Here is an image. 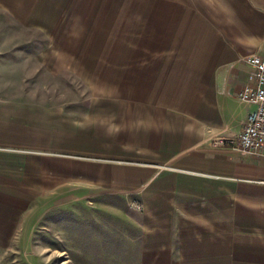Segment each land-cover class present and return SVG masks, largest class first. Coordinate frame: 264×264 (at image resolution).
<instances>
[{
	"label": "crops",
	"instance_id": "crops-1",
	"mask_svg": "<svg viewBox=\"0 0 264 264\" xmlns=\"http://www.w3.org/2000/svg\"><path fill=\"white\" fill-rule=\"evenodd\" d=\"M0 18V241L40 195L93 190L130 195L144 264H264V157L212 144L254 109L264 0H0Z\"/></svg>",
	"mask_w": 264,
	"mask_h": 264
},
{
	"label": "rangeland",
	"instance_id": "rangeland-1",
	"mask_svg": "<svg viewBox=\"0 0 264 264\" xmlns=\"http://www.w3.org/2000/svg\"><path fill=\"white\" fill-rule=\"evenodd\" d=\"M4 20L0 18V24ZM8 25L14 32L10 38H15L18 24L10 19ZM30 35L25 30L24 36ZM39 37L36 40L41 41ZM53 84L76 90L81 83ZM77 193L42 194L33 201L18 217L16 234L0 241V264H144L139 257L138 212L130 195Z\"/></svg>",
	"mask_w": 264,
	"mask_h": 264
},
{
	"label": "built area",
	"instance_id": "built-area-1",
	"mask_svg": "<svg viewBox=\"0 0 264 264\" xmlns=\"http://www.w3.org/2000/svg\"><path fill=\"white\" fill-rule=\"evenodd\" d=\"M245 62L251 66L249 77L254 79L255 86L241 99L252 103L254 109L247 114L235 140L218 137L212 144L218 147L229 145L243 153L264 157V61L258 56H249Z\"/></svg>",
	"mask_w": 264,
	"mask_h": 264
}]
</instances>
